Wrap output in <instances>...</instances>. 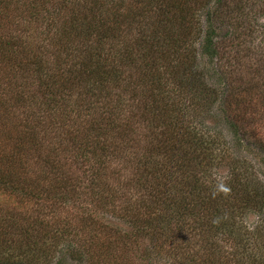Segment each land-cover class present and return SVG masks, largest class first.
I'll list each match as a JSON object with an SVG mask.
<instances>
[{"label": "trees", "instance_id": "obj_1", "mask_svg": "<svg viewBox=\"0 0 264 264\" xmlns=\"http://www.w3.org/2000/svg\"><path fill=\"white\" fill-rule=\"evenodd\" d=\"M57 1V9L49 8L56 0L26 3V26H46L48 44L38 55H32L29 42H7L9 51L27 50L25 63L35 71L28 77L37 83L33 88L28 79L25 94L15 93L22 127L32 137L27 141L24 131L16 135L6 161L0 158L7 163L0 168V191L44 200L50 196L42 184L47 178L53 191L66 193L62 203L91 195L96 206L126 222L129 231L109 232L119 243L131 244L130 250L149 238L170 247L175 264H264V244L255 247L264 236L242 222L248 212L263 211L264 189L219 132L202 124L203 115L221 103L238 142L262 144L248 124L262 119L261 88L234 74L249 67L247 57H241L243 37L254 32L247 22L256 5L264 14V0ZM12 2L22 1L1 0L0 15ZM198 57L222 79L221 96L206 82ZM260 63L255 64L259 72ZM19 65L14 63L17 74ZM0 105L7 113V106ZM249 108L254 112L245 119L239 113ZM43 138L57 142L59 156L77 150L89 171L64 177V163L54 157L44 175L27 180L21 172L26 154L42 153ZM113 164L117 168L110 172ZM225 165L230 166L228 175L218 177L214 170ZM221 180L230 188L227 194L216 191ZM82 222L86 236L65 224L39 239L33 237L38 221L9 225L0 230V264L49 263L66 240L67 254L79 264H115L112 248L99 249L104 246L92 232L91 227L103 225L93 218Z\"/></svg>", "mask_w": 264, "mask_h": 264}, {"label": "rangeland", "instance_id": "obj_2", "mask_svg": "<svg viewBox=\"0 0 264 264\" xmlns=\"http://www.w3.org/2000/svg\"><path fill=\"white\" fill-rule=\"evenodd\" d=\"M1 1V0H0ZM9 2V0H6ZM20 1V0H17ZM19 4L12 2L8 9L5 10L3 16L0 15V103H3L4 107L7 106L8 111L5 113V109L0 105V158L6 161L7 153L13 143L14 137L24 133L25 127H22L25 121H22V113L20 109L19 102H15L17 92L18 96L20 92L25 94L26 84L28 79L32 76H35V71L28 70L25 63V52L21 48H15L16 52L7 50V42L11 41L12 43H26L32 51V55L36 53L39 54V49L48 44L47 38L45 36L46 26L37 23H31L29 26H26V20L28 19L27 6L26 3L30 2L33 5L34 0H21ZM56 5L54 3L49 6V8H60V4L56 0ZM214 4V3H213ZM211 4L209 8L213 10L215 7ZM34 8L36 7L33 6ZM259 5H256L250 17V23L247 22L254 30V32L249 33V35L243 37V40L246 41V45L242 48L243 54L241 57H247L245 62V67H249L242 71V69L237 71L234 75L236 78H250L253 79L256 85L263 89L257 88V93L261 95L263 104L258 106L261 109V112L264 111V14L259 13ZM57 9V8H56ZM18 13V14H17ZM206 11L201 14L200 20L202 24L206 22ZM2 16V17H1ZM22 17V18H21ZM26 19V20H24ZM247 25V26H248ZM257 27L259 31L257 32ZM262 29V30H261ZM26 31H29L26 33ZM31 34V36H30ZM13 40V41H12ZM199 46V44H198ZM41 47V48H40ZM51 49V48H50ZM48 49V50H50ZM199 50H201L199 48ZM15 56L13 60L10 58ZM199 69L203 72L206 82L212 88H216L220 93V96L223 93L224 87L222 85L223 81L219 75H216L213 66H211L205 59L198 57ZM11 59V60H9ZM14 61V62H12ZM53 59L50 58L48 63H52ZM261 62V63H260ZM14 63L20 64L21 70L17 74V70L14 68ZM262 64L260 71L255 68V64ZM253 67V68H252ZM248 71V72H247ZM247 72V73H246ZM30 85L34 88L33 83H37L35 79L30 78ZM248 92L254 94V87L249 86ZM245 88V89H246ZM24 90V91H23ZM30 91V90H29ZM245 96V93H243ZM31 96V93H27L25 96ZM246 95H248L246 93ZM226 96V94L224 95ZM224 106H221V103L215 105L211 108V111L205 113L202 117V124L211 130L219 132L220 137L223 140V143L227 144V147L231 149L232 154L246 162V166L249 165L250 170L254 173L255 179L261 184V187L264 189V113L262 114V119L255 123L249 122V126L254 128L260 138L262 139V144H258V147L254 145L243 143L242 141L238 142V137L231 132L227 122L225 121V116L222 111ZM256 108V107H255ZM253 109L249 108L246 112H240L239 114L245 115V119H251ZM29 122V121H28ZM252 125H251V124ZM24 131V132H23ZM26 133V132H25ZM28 134V133H26ZM27 141L30 140L32 134H28ZM16 137V138H17ZM45 142L46 149L42 153L30 152L26 154L27 163L21 169L23 175H27V180H37L39 175H44L45 171L48 170L47 161H52L55 157L56 160H59L64 163V169L62 170V175L65 177H72V174L75 178L77 176H83L84 172L89 171V164L83 160V158L76 157L78 151L70 150L67 155L60 154L58 155V144L54 139L43 138ZM59 149V148H58ZM29 151V150H28ZM25 153V152H23ZM49 158V160H48ZM45 160V161H44ZM89 161V159H88ZM7 165V163H5ZM4 163L0 162V168H5ZM13 165V163H9ZM117 168L116 164L109 166V171L112 172ZM230 166L225 165L221 166L214 170V173L218 177L224 178L228 175L230 171ZM16 171L14 174L16 176L20 175V170L15 168ZM58 173V171H57ZM89 173L86 174V177ZM61 175V174H57ZM109 175V174H108ZM43 187L48 191L47 194L50 196L47 199L40 200L35 198V200L25 198L20 199L15 197L14 194H11L7 191H0V230L6 231L9 230V225L13 223H18L20 225H26L28 223H33L38 221V226L35 228L34 239H39L45 234V231L50 232L53 227H61L63 225H72L77 227V230H82L81 234L86 236V232L82 228L83 220L88 218H93L94 221H97L103 225L100 229L97 225L96 227H91L92 232L96 231L97 238L100 237V245L104 246L99 248L97 243L96 247L99 249H105L106 247H111L113 250V255L115 257V264H175L171 258H169L168 252L170 247L166 245H161V242L154 240L152 241L149 238H144L139 242L138 247L130 250L128 247H132L131 244H122L114 239L110 230L117 229L118 231L125 232L130 230V226L122 221L119 216L113 214L112 210L107 208H101L94 204L93 197L86 196L79 201H68L62 203L61 196H66V193L52 190L51 185L49 184V179L42 181ZM90 193V192H89ZM5 216L6 222L3 221L2 217ZM11 221V222H9ZM41 222V224H40ZM242 222L246 226L254 228L257 227L260 229L262 236H264V209L260 212H248L242 218ZM98 241V243H99ZM144 241V242H143ZM143 242V243H142ZM225 247L227 246L224 242H221ZM10 244V243H9ZM263 239L259 238L258 242H255V247H263ZM8 247V246H4ZM10 247H15L12 244ZM74 247H79L78 244ZM118 247V248H116ZM68 241L66 240L61 244L56 251H54V256L49 262L50 264H79L74 261L71 256L67 254ZM144 249L147 252H144ZM56 252V253H55ZM34 255V254H33ZM31 258V257H30ZM32 259V258H31ZM34 264H45L44 260H33ZM46 263V264H49Z\"/></svg>", "mask_w": 264, "mask_h": 264}, {"label": "clouds", "instance_id": "obj_3", "mask_svg": "<svg viewBox=\"0 0 264 264\" xmlns=\"http://www.w3.org/2000/svg\"><path fill=\"white\" fill-rule=\"evenodd\" d=\"M216 191L227 194L230 188L221 180L217 182Z\"/></svg>", "mask_w": 264, "mask_h": 264}]
</instances>
